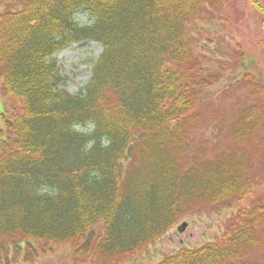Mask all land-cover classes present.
I'll return each instance as SVG.
<instances>
[{
  "label": "trees",
  "instance_id": "1",
  "mask_svg": "<svg viewBox=\"0 0 264 264\" xmlns=\"http://www.w3.org/2000/svg\"><path fill=\"white\" fill-rule=\"evenodd\" d=\"M1 1L0 89L22 107L0 126V237L69 243L78 264H116L206 202L235 208L221 239L156 264H264L250 256L264 252V197L251 199L248 148L264 132L255 75L246 76L252 103L227 128L235 147L186 163L207 84L189 35L229 0ZM250 2L264 23V0ZM86 41L102 52L71 93L57 54Z\"/></svg>",
  "mask_w": 264,
  "mask_h": 264
},
{
  "label": "rangeland",
  "instance_id": "2",
  "mask_svg": "<svg viewBox=\"0 0 264 264\" xmlns=\"http://www.w3.org/2000/svg\"><path fill=\"white\" fill-rule=\"evenodd\" d=\"M7 9V3L0 0V13ZM263 29V14L250 0H229L226 7H209L193 25L189 40L202 59L205 68L201 78H206L207 84L197 100L200 120L191 124L195 128H191L187 164L194 156L213 157L224 149L235 147L227 135V128L237 109L252 103L253 83L251 77L246 76L255 75L264 83V51L260 44ZM101 52L100 44L86 41L72 44L57 54L64 85L71 93L80 91L90 81ZM21 107L19 100L4 95L0 89V126H4L5 112L10 114ZM248 148L254 159L251 174L257 177L251 199L253 196L261 198L264 197V132L256 134ZM233 210L235 208L203 202L165 235L116 264H156L179 249L197 248L220 240ZM183 223L187 226L179 231L178 227ZM263 253L260 248H255L251 259L263 262ZM0 264L78 263L73 259L69 243H36L17 234L0 237ZM86 264L112 263L96 260Z\"/></svg>",
  "mask_w": 264,
  "mask_h": 264
},
{
  "label": "water",
  "instance_id": "3",
  "mask_svg": "<svg viewBox=\"0 0 264 264\" xmlns=\"http://www.w3.org/2000/svg\"><path fill=\"white\" fill-rule=\"evenodd\" d=\"M187 226V223H183L182 225L179 226V231H183Z\"/></svg>",
  "mask_w": 264,
  "mask_h": 264
}]
</instances>
